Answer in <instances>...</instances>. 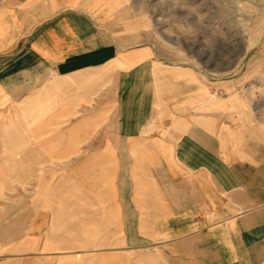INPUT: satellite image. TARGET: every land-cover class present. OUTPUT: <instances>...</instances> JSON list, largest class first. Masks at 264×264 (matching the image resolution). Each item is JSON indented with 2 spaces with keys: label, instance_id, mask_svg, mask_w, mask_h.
Listing matches in <instances>:
<instances>
[{
  "label": "crops",
  "instance_id": "1",
  "mask_svg": "<svg viewBox=\"0 0 264 264\" xmlns=\"http://www.w3.org/2000/svg\"><path fill=\"white\" fill-rule=\"evenodd\" d=\"M121 5L0 0V264H264V110Z\"/></svg>",
  "mask_w": 264,
  "mask_h": 264
},
{
  "label": "rangeland",
  "instance_id": "2",
  "mask_svg": "<svg viewBox=\"0 0 264 264\" xmlns=\"http://www.w3.org/2000/svg\"><path fill=\"white\" fill-rule=\"evenodd\" d=\"M121 4L120 34L132 35L126 43L152 45L165 64L199 71L206 83L244 77L240 88L247 104L264 110V0ZM131 23L137 27L130 28Z\"/></svg>",
  "mask_w": 264,
  "mask_h": 264
}]
</instances>
